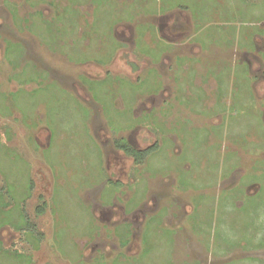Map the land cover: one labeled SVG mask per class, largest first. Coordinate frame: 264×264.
Wrapping results in <instances>:
<instances>
[{
  "label": "rangeland",
  "instance_id": "rangeland-1",
  "mask_svg": "<svg viewBox=\"0 0 264 264\" xmlns=\"http://www.w3.org/2000/svg\"><path fill=\"white\" fill-rule=\"evenodd\" d=\"M38 1L0 0V264H264V0Z\"/></svg>",
  "mask_w": 264,
  "mask_h": 264
},
{
  "label": "trees",
  "instance_id": "trees-1",
  "mask_svg": "<svg viewBox=\"0 0 264 264\" xmlns=\"http://www.w3.org/2000/svg\"><path fill=\"white\" fill-rule=\"evenodd\" d=\"M137 69V68H135ZM117 148L122 151L127 157L132 158L135 161V164H141L145 162L151 155H153L159 148L158 145L151 146L145 150H138L133 148L130 144L122 141L116 143ZM41 207V206H40ZM44 209V207H41ZM39 209V212H42V209Z\"/></svg>",
  "mask_w": 264,
  "mask_h": 264
},
{
  "label": "crops",
  "instance_id": "crops-1",
  "mask_svg": "<svg viewBox=\"0 0 264 264\" xmlns=\"http://www.w3.org/2000/svg\"><path fill=\"white\" fill-rule=\"evenodd\" d=\"M59 1L58 0H40L38 1L39 4H43V5H46V7H48L47 5L50 4V12L51 14L55 13V5L58 3ZM66 3V2H65ZM67 4V3H66ZM48 10V11H49ZM63 12H66V13H69L70 11H67V9H65ZM39 14H41L42 16H44V13H41L40 11H38ZM199 17V16H198ZM128 143V142H127ZM123 153V152H122ZM129 158V157H128ZM132 159V158H131ZM258 243V242H257Z\"/></svg>",
  "mask_w": 264,
  "mask_h": 264
},
{
  "label": "flooded vegetation",
  "instance_id": "flooded-vegetation-1",
  "mask_svg": "<svg viewBox=\"0 0 264 264\" xmlns=\"http://www.w3.org/2000/svg\"><path fill=\"white\" fill-rule=\"evenodd\" d=\"M128 144H131V143L128 142ZM131 146H132V145H131ZM132 147L134 148V146H132ZM135 149H136V148H135ZM121 152H122V151H121Z\"/></svg>",
  "mask_w": 264,
  "mask_h": 264
}]
</instances>
